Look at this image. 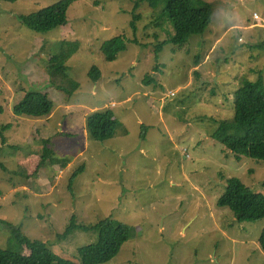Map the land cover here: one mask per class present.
Returning a JSON list of instances; mask_svg holds the SVG:
<instances>
[{
    "label": "rangeland",
    "instance_id": "1",
    "mask_svg": "<svg viewBox=\"0 0 264 264\" xmlns=\"http://www.w3.org/2000/svg\"><path fill=\"white\" fill-rule=\"evenodd\" d=\"M58 1L0 2V248L20 229L81 264L79 248L99 232L63 237L71 220L93 226L112 217L131 227V239L108 264H264V218L247 222L219 205L232 178L264 195V161L238 159L212 137L234 118L241 82L264 81V0H205L213 7L207 32L158 55L172 28L147 0H76L67 23L47 33L22 23ZM120 36L127 49L108 62L102 47ZM63 41L78 50L64 73H50ZM29 92L49 96L51 117L15 114ZM105 111L121 126L97 141L88 119ZM46 142L61 162L40 165Z\"/></svg>",
    "mask_w": 264,
    "mask_h": 264
},
{
    "label": "trees",
    "instance_id": "2",
    "mask_svg": "<svg viewBox=\"0 0 264 264\" xmlns=\"http://www.w3.org/2000/svg\"><path fill=\"white\" fill-rule=\"evenodd\" d=\"M3 0H0V2ZM76 0H60L43 8L37 13L21 16L22 23L37 33H47L67 23V13ZM154 9L160 8L168 18L172 34L167 40L156 45L158 55L166 45L183 47L195 35H204L213 21V7L205 0H147ZM138 2L136 3V7ZM135 19H140L136 15ZM131 27L136 31L135 22ZM137 43V40H134ZM78 43L61 42L58 52L51 54L48 71L64 73L69 59L77 52ZM127 49L123 37H115L106 41L102 47L108 62L116 60L118 54ZM90 77L95 83L101 80V72L97 66ZM146 84H152L147 78ZM55 105L47 94L29 92L22 102L17 104L14 112L18 117L28 119H48L52 116ZM218 124V122H216ZM121 125L111 111L92 114L87 123L90 137L97 141H105L115 136ZM5 126L3 131L11 129ZM212 137L231 150L240 159L242 156L264 161V81L256 82L244 79L239 90L234 94V118L219 122ZM3 144H7L3 139ZM61 162L48 142L42 149L40 165L46 160ZM0 167L6 169L3 162ZM221 207H228L235 213H241L247 222H255L264 218V195L253 193L241 180L232 178L228 181L225 194L219 200ZM74 230L99 232L97 243L79 248L81 264H108L120 253L123 245L131 239V227L108 217L96 225H78L71 220L63 237ZM16 237L10 241L6 249L0 248V264H76L54 253L47 244L31 240L17 229ZM259 245L264 252V229L259 237ZM26 246V247H25ZM27 248L31 254L25 255Z\"/></svg>",
    "mask_w": 264,
    "mask_h": 264
}]
</instances>
